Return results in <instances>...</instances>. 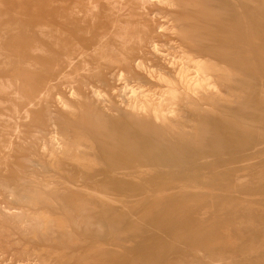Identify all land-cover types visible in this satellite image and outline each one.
<instances>
[{
  "label": "rangeland",
  "instance_id": "374dc122",
  "mask_svg": "<svg viewBox=\"0 0 264 264\" xmlns=\"http://www.w3.org/2000/svg\"><path fill=\"white\" fill-rule=\"evenodd\" d=\"M115 1L0 0V264H264V0Z\"/></svg>",
  "mask_w": 264,
  "mask_h": 264
},
{
  "label": "bare ground",
  "instance_id": "6f19581e",
  "mask_svg": "<svg viewBox=\"0 0 264 264\" xmlns=\"http://www.w3.org/2000/svg\"><path fill=\"white\" fill-rule=\"evenodd\" d=\"M106 2H107V6H108V10H109V12L110 13H112V14H117V13H119L120 12V8H119V4L118 3H116V1L115 0H105ZM141 1H143V0H141ZM141 4V3H140ZM164 4V3H163ZM94 9L96 10L97 9V6L96 5H94ZM143 9V8H142ZM144 10V9H143ZM147 12V11H146ZM124 23V22H123ZM162 30V29H161ZM85 31V30H84ZM123 36V34H119L118 35V37H119V39H121L120 37H122ZM154 46V45H153ZM106 48V46L104 45V43L102 42V43H100V46H99V49H98V51L100 50L101 52H104V49ZM151 48V47H150ZM157 48V47H156ZM98 58H102V56L101 55H96ZM181 60V59H180ZM182 63V62H181ZM69 65V68H70V70H72L73 68H74V63H73V61L72 60H70L69 61V63H68ZM176 64V63H175ZM85 65H86V63L85 62H83V64L80 66V67H85ZM177 65V64H176ZM193 72V71H192ZM215 81V80H214ZM201 83V82H200ZM198 85V84H197ZM188 86V85H187ZM127 87V86H126ZM0 90H3V88L2 87H0ZM129 92V91H128ZM153 95V94H152ZM192 117V116H191ZM157 122V121H156ZM183 126V125H182ZM174 133V132H173ZM213 135V134H212ZM39 136V135H38ZM17 140V139H16ZM78 147V146H77ZM71 151V150H70ZM59 152V151H58ZM85 152V151H84ZM61 153V152H60ZM69 154V153H68ZM88 155V154H87ZM90 155V154H89ZM91 156V155H90ZM89 158V157H88ZM96 159V158H95ZM88 159H86V161H87ZM90 160V159H89ZM89 160H88V162H89ZM75 161V160H74ZM78 162V161H77ZM88 162H86V163H88ZM91 162H93V161H91ZM95 162V161H94ZM78 163H80V162H78ZM239 163V162H238ZM67 175V174H66ZM20 213V212H19ZM15 217V216H14ZM19 221V220H18ZM24 225V224H23ZM43 234V233H42Z\"/></svg>",
  "mask_w": 264,
  "mask_h": 264
}]
</instances>
